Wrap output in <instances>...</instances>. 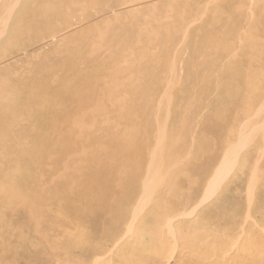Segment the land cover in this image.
<instances>
[{
    "label": "rangeland",
    "instance_id": "374dc122",
    "mask_svg": "<svg viewBox=\"0 0 264 264\" xmlns=\"http://www.w3.org/2000/svg\"><path fill=\"white\" fill-rule=\"evenodd\" d=\"M14 1L0 0V264L68 247L62 218L92 181L225 174L228 213L251 195L264 223V0Z\"/></svg>",
    "mask_w": 264,
    "mask_h": 264
},
{
    "label": "bare ground",
    "instance_id": "6f19581e",
    "mask_svg": "<svg viewBox=\"0 0 264 264\" xmlns=\"http://www.w3.org/2000/svg\"><path fill=\"white\" fill-rule=\"evenodd\" d=\"M219 175L220 180L154 184L92 181L81 191L83 204L70 218H62L70 229L61 232L60 239L68 237V247L37 254L45 264H113L112 258L121 264H264V223L252 218L255 197L248 195L243 215H230L234 180ZM195 189L199 192H187ZM140 207L147 211L143 219ZM125 244L132 250L126 254Z\"/></svg>",
    "mask_w": 264,
    "mask_h": 264
}]
</instances>
